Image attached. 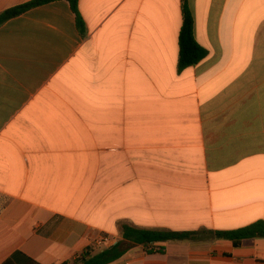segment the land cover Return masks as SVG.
<instances>
[{"label": "crops", "instance_id": "crops-1", "mask_svg": "<svg viewBox=\"0 0 264 264\" xmlns=\"http://www.w3.org/2000/svg\"><path fill=\"white\" fill-rule=\"evenodd\" d=\"M33 0H0V13ZM79 0L0 26V264H72L120 224L264 221V0ZM135 245L110 264H264V238Z\"/></svg>", "mask_w": 264, "mask_h": 264}, {"label": "trees", "instance_id": "trees-1", "mask_svg": "<svg viewBox=\"0 0 264 264\" xmlns=\"http://www.w3.org/2000/svg\"><path fill=\"white\" fill-rule=\"evenodd\" d=\"M61 0H33L31 2L8 8L0 13V26L7 21L16 18L27 11L48 3ZM70 3L76 15L77 27L83 36L86 35V23L79 10V0H65ZM183 25L179 36V62L178 70L197 64L207 56V50L200 46L194 37V18L188 0H182ZM122 240L114 245L94 253L87 248L72 264H110L121 258L135 245L147 248L149 254L164 253V247H154L156 244L171 241L207 242L211 240H227L234 246H240L243 242L264 238V221L255 222L249 226L235 230L198 229L192 231H173L166 229L139 228L123 223L119 226ZM5 264H39L36 261L25 258L20 253H15Z\"/></svg>", "mask_w": 264, "mask_h": 264}, {"label": "built area", "instance_id": "built-area-1", "mask_svg": "<svg viewBox=\"0 0 264 264\" xmlns=\"http://www.w3.org/2000/svg\"><path fill=\"white\" fill-rule=\"evenodd\" d=\"M114 244H113V241L109 237H104V238L96 241V245L99 246V247H101L103 245H110V246H112Z\"/></svg>", "mask_w": 264, "mask_h": 264}]
</instances>
